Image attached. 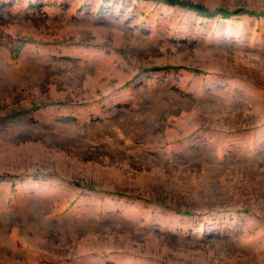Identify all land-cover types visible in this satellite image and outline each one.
Wrapping results in <instances>:
<instances>
[{
  "label": "rangeland",
  "instance_id": "1",
  "mask_svg": "<svg viewBox=\"0 0 264 264\" xmlns=\"http://www.w3.org/2000/svg\"><path fill=\"white\" fill-rule=\"evenodd\" d=\"M179 1L0 0V264H264V0Z\"/></svg>",
  "mask_w": 264,
  "mask_h": 264
},
{
  "label": "trees",
  "instance_id": "2",
  "mask_svg": "<svg viewBox=\"0 0 264 264\" xmlns=\"http://www.w3.org/2000/svg\"><path fill=\"white\" fill-rule=\"evenodd\" d=\"M164 1L167 4H170V5H180V6H183V7H187V8L193 9V10L197 11L198 13L204 15L203 14L204 7L201 4H199V3L185 2V1H179V0H164ZM215 12L220 13L221 15H223L225 17H229L232 14H237V13L244 12V10L236 9V10L228 12V11L220 9V10H217ZM207 15H212V14L210 13V14H207ZM4 177H5L4 175H0V181L3 180Z\"/></svg>",
  "mask_w": 264,
  "mask_h": 264
}]
</instances>
